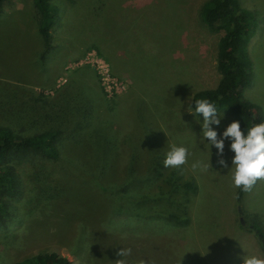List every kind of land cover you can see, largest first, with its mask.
<instances>
[{"label": "rangeland", "instance_id": "obj_1", "mask_svg": "<svg viewBox=\"0 0 264 264\" xmlns=\"http://www.w3.org/2000/svg\"><path fill=\"white\" fill-rule=\"evenodd\" d=\"M205 1L50 0L57 17L49 50L38 33L32 0L3 3L0 125L25 136L52 124L62 130L58 158L7 162L17 194L4 197L0 264L45 250L73 264H114L122 248L131 249L121 257L126 264H241L243 255L264 259L263 246L247 227L264 225V178L238 203L231 170L217 164V149L202 139L203 116L191 106L193 93L214 87L220 77L216 58L224 32L202 21ZM239 1L257 20L247 48L252 79L243 98L264 116V0ZM98 57L108 63L109 75ZM216 118L220 124L211 127L218 134L237 121L226 111ZM172 144L188 149L187 163L162 168L164 175L176 172L196 186L189 192L187 226L152 216L156 201L139 202L148 181L136 186L137 179H147L151 159H165ZM233 155L225 140L223 159L229 167ZM198 161L207 170L193 171ZM88 171L112 180L113 189L88 176L86 183L82 174ZM162 181L152 180L148 188ZM62 189L71 197L66 202L55 196ZM80 222L91 229L84 232Z\"/></svg>", "mask_w": 264, "mask_h": 264}, {"label": "trees", "instance_id": "obj_2", "mask_svg": "<svg viewBox=\"0 0 264 264\" xmlns=\"http://www.w3.org/2000/svg\"><path fill=\"white\" fill-rule=\"evenodd\" d=\"M5 1L0 0V9ZM32 3L38 14V33L44 40L45 50H49L54 46L49 38L50 30L57 17V8L50 0H32ZM200 16L208 27L224 33L218 42L216 58L220 77L214 87L201 88L193 93L191 98L192 109L196 114L194 102L198 99H208L214 104L217 112L226 111L240 121L241 128L246 133L247 129L252 127L253 124L264 123V116L260 113L259 108L243 98V90L249 87L252 79V62L248 56L247 48L252 36L257 31L256 17L241 5L239 0H206L202 5ZM101 91L104 92L103 88ZM199 116H202V114ZM66 128L68 129L70 126ZM61 130L59 125L52 124V127H48L41 134L25 136L14 133L7 126L0 125V220L7 214L5 195L13 196L17 194L15 176L11 165L7 162L25 157L58 158L61 148L58 147L60 146L58 136ZM163 161L164 158L160 156L152 158L150 161L151 167L148 169L150 172L146 176L147 179H137L136 186L142 185V181H148L146 184L148 185L146 186L148 191L145 193L144 199L139 202L146 205V202L149 203L153 199L156 203L153 204L152 216L161 219L165 223L167 221L171 222L173 226H187L190 222L189 192H196V186L190 179H185L176 172L172 175L170 173L164 175L162 171V168H164ZM99 162L96 165L102 164V161ZM82 175V178L88 176L90 180L94 179L96 184L107 190L113 189L110 184H115L112 180L106 181L105 176L103 178V174L97 171H88ZM159 178H163V181L157 188H152V186L151 189L148 188L152 184V180L157 181ZM83 180L88 184L90 182V180L84 178ZM63 192L64 194H62ZM245 193L241 188H236L238 203L241 202ZM55 196L65 202L71 198L68 190L63 189L55 192ZM114 196L116 198L120 195L116 194ZM116 199L121 200L119 197ZM80 224L85 228L84 232L91 229L89 224L85 225L84 223L82 225L81 222ZM240 226L243 228L241 222ZM247 227L253 231L259 244L264 248L263 223H255ZM104 231L112 232L106 229ZM119 239L113 231L112 240L116 241L114 245L120 244ZM106 263L108 264V262H104V264ZM12 264H73V262L66 256L45 250L34 255L24 256Z\"/></svg>", "mask_w": 264, "mask_h": 264}, {"label": "clouds", "instance_id": "obj_3", "mask_svg": "<svg viewBox=\"0 0 264 264\" xmlns=\"http://www.w3.org/2000/svg\"><path fill=\"white\" fill-rule=\"evenodd\" d=\"M196 114H202L203 123L202 139L217 149V164L223 169L231 170V179L234 187L241 188L244 192H250L256 182L264 178V123L253 124L245 130L241 128L240 121L231 122L226 129L218 134L211 125H219L220 120L216 118L217 110L208 99H198L194 102ZM191 113V112H189ZM218 135L220 138H218ZM225 140L230 142V151L234 154L231 158V167L228 161L223 159ZM188 149L175 144L170 145L163 161L164 167L179 168L187 163ZM193 171L197 168L207 170V165L195 162L191 165ZM131 255V249H121L117 252L114 264H126L121 257ZM241 264H264V259L256 255L240 256Z\"/></svg>", "mask_w": 264, "mask_h": 264}, {"label": "built area", "instance_id": "obj_4", "mask_svg": "<svg viewBox=\"0 0 264 264\" xmlns=\"http://www.w3.org/2000/svg\"><path fill=\"white\" fill-rule=\"evenodd\" d=\"M98 59L99 60H103L104 61V59H102L101 57H98ZM104 62H106V61H104ZM107 63V62H106ZM106 65V74H108L109 75V65H108V63L107 64H105ZM98 72H100V71H98ZM99 74V73H98ZM101 74V73H100ZM102 88H103V90H104V92H105V95L107 96L108 95V92H107V89L105 88V86H103L102 85Z\"/></svg>", "mask_w": 264, "mask_h": 264}, {"label": "water", "instance_id": "obj_5", "mask_svg": "<svg viewBox=\"0 0 264 264\" xmlns=\"http://www.w3.org/2000/svg\"><path fill=\"white\" fill-rule=\"evenodd\" d=\"M241 222H242V219H241Z\"/></svg>", "mask_w": 264, "mask_h": 264}]
</instances>
